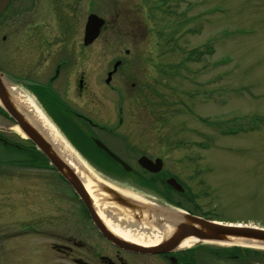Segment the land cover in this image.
<instances>
[{
  "label": "rangeland",
  "instance_id": "374dc122",
  "mask_svg": "<svg viewBox=\"0 0 264 264\" xmlns=\"http://www.w3.org/2000/svg\"><path fill=\"white\" fill-rule=\"evenodd\" d=\"M22 1L36 4V14H50L49 0ZM61 5L77 9L83 23L91 12L102 17L98 46L113 49L110 58L122 64L109 100L116 122L119 108L124 117L113 149L126 154L135 169L140 155L160 158L161 174L184 185L180 201L187 212L264 226V0H61ZM103 56L102 73L111 64ZM14 125L0 113V135L20 145L0 144L1 227L48 222L38 211L47 203L33 199L34 190L65 207L70 225L80 208L72 189L54 170L29 166L34 158L47 163ZM58 136L86 169L76 167L81 177L89 173L115 185L104 173H125L91 166ZM47 178L52 184L45 185ZM24 235L17 238L27 239ZM231 246L197 244L190 251L196 264H244L211 252ZM251 258L248 264H261Z\"/></svg>",
  "mask_w": 264,
  "mask_h": 264
},
{
  "label": "flooded vegetation",
  "instance_id": "af4514ba",
  "mask_svg": "<svg viewBox=\"0 0 264 264\" xmlns=\"http://www.w3.org/2000/svg\"><path fill=\"white\" fill-rule=\"evenodd\" d=\"M16 2L19 3L16 5ZM47 3L50 14H36L38 6L22 0H10L0 14V73L13 90L21 89L35 101L59 135L82 153L91 166H114L123 172L122 167L94 143L99 141L129 164L126 154L120 155L113 149L124 117L119 108L116 122L115 114L111 113L114 102L109 101L116 93L113 80L122 64L114 56L110 58L113 49L98 46L103 27L97 37L86 44L85 23L77 9L69 6L64 10L61 0ZM105 53L111 64L108 63L102 73L104 66L100 58L103 59ZM0 144L17 149L20 146L2 135ZM139 157L135 160L137 164ZM28 164L51 169L48 164L40 165L35 158ZM125 173L104 174L115 186L128 189L147 202L167 206L166 209H186L180 201V197L186 196L184 185L174 177L183 190L173 189L166 183L171 176L161 174L162 168L158 173H149L139 166ZM43 181L45 185L52 184L48 178ZM37 189L41 190L39 185ZM73 195L80 208L75 221L69 225L65 207L46 201L45 191L34 190L33 199L47 203L38 210L39 214L49 220L19 224L14 229L0 225V264H196L191 246H179L168 253H144L117 245L98 228L74 192ZM130 214L137 222L146 219L137 216L138 212ZM12 230L15 234L10 232ZM21 233L27 239L17 238L23 235Z\"/></svg>",
  "mask_w": 264,
  "mask_h": 264
},
{
  "label": "water",
  "instance_id": "95a60500",
  "mask_svg": "<svg viewBox=\"0 0 264 264\" xmlns=\"http://www.w3.org/2000/svg\"><path fill=\"white\" fill-rule=\"evenodd\" d=\"M9 1L0 0V14L4 11ZM103 25V18L94 13L88 14L84 26V42L87 44L97 37ZM118 64L119 61H117L116 65ZM15 95L14 90L6 82L3 74L0 73V108L11 118L24 137L35 146L54 170L68 183L98 228L117 245L137 252L168 253L179 247L184 240L192 239L194 244L241 245L264 249V226L255 223H229L210 220L176 207H168L170 214H160L156 212V209L160 206L167 208V206L147 202L146 199L144 202H139L120 193L115 188V185L93 180L96 183L97 192L102 193L103 197H101L105 202H109L130 213L138 212L137 216L140 215L142 219L146 218L147 222L152 226L167 230L164 239L159 244L152 246L137 244L120 237L111 231L101 219L80 174L70 165L59 149L52 144L45 131L36 125L32 113L29 112L24 104L20 103ZM94 143L104 150L110 158L115 160L123 170H132L128 163L107 149L102 143L97 140ZM138 164L150 173H158L162 168V160L160 158L152 160L144 155L138 158ZM166 183L175 190H183L181 184L174 177H168Z\"/></svg>",
  "mask_w": 264,
  "mask_h": 264
},
{
  "label": "bare ground",
  "instance_id": "6f19581e",
  "mask_svg": "<svg viewBox=\"0 0 264 264\" xmlns=\"http://www.w3.org/2000/svg\"><path fill=\"white\" fill-rule=\"evenodd\" d=\"M14 92L16 94L15 96L18 98L20 103L24 104L28 108L29 112L32 113V117L33 119H35L36 125L38 127H41L43 131H45L52 144L57 149H59V151H61L65 157L68 156L72 159V161L70 159L68 160L70 165H73L75 169L77 166L82 167L83 165H81L80 161L74 157L75 155L71 152V149L66 144H64V142L58 136L59 133L50 125L49 121L43 115L42 111H40L35 101L21 89L16 88ZM14 131L24 138L23 133L19 130L16 125H14ZM82 170H84L85 172L86 169L82 167ZM81 178L83 180L87 192L89 193L90 197L94 202L97 212L99 213L101 219L104 221L105 225L111 231L126 240L147 246L159 244L161 240L164 239L165 235L167 234V230H163L162 228L157 229L156 227L148 223L146 219H144L142 222L134 221L128 211L122 210L118 206H114L109 202H105L102 199V193L97 192V186L94 182L95 180H98L97 178L95 179V177L91 176V174L89 173L86 174V176L84 174V176ZM115 188L120 193L134 200H137L139 202H144L145 200L142 196L128 189L118 188L116 186ZM169 211V209H166L164 207L162 208V206L156 209L157 213L165 215L170 214ZM110 214L112 216H110ZM193 244L194 243L192 239H186L180 244V246L189 247L193 246Z\"/></svg>",
  "mask_w": 264,
  "mask_h": 264
},
{
  "label": "trees",
  "instance_id": "16d2710c",
  "mask_svg": "<svg viewBox=\"0 0 264 264\" xmlns=\"http://www.w3.org/2000/svg\"><path fill=\"white\" fill-rule=\"evenodd\" d=\"M0 113L2 115L6 116V114L4 112H2L1 109H0ZM230 131L231 130H229L228 132H230ZM233 131L235 132V130H233ZM31 147L34 149V147L32 145H31ZM36 152L38 153V151H36ZM197 206H198V204H197ZM202 216H205V213L202 214ZM206 218L211 219V220L219 219L217 217H215V218L214 217H206ZM245 222H247V221H245ZM210 248L213 249L212 247H210ZM222 251L224 254L222 252H219L216 248H215V250H211L212 254H214V255H220V253H221V255H224L223 258L225 260L240 259L243 262H245L244 264H248V263H250V261H252L251 257H253L256 261H259L261 264H264V250H261V249L248 248V247H242V246H231V247H222Z\"/></svg>",
  "mask_w": 264,
  "mask_h": 264
}]
</instances>
